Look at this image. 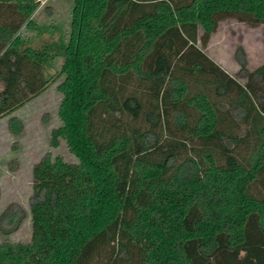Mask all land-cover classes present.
Listing matches in <instances>:
<instances>
[{
    "label": "trees",
    "instance_id": "16d2710c",
    "mask_svg": "<svg viewBox=\"0 0 264 264\" xmlns=\"http://www.w3.org/2000/svg\"><path fill=\"white\" fill-rule=\"evenodd\" d=\"M40 1L0 0V116L60 58L49 142L75 161L32 165L30 238L0 264H264V62L238 46L240 83L202 50L222 20L264 25V0H71L65 35ZM23 217L7 205L0 234Z\"/></svg>",
    "mask_w": 264,
    "mask_h": 264
},
{
    "label": "rangeland",
    "instance_id": "374dc122",
    "mask_svg": "<svg viewBox=\"0 0 264 264\" xmlns=\"http://www.w3.org/2000/svg\"><path fill=\"white\" fill-rule=\"evenodd\" d=\"M71 0H42L33 14L37 24L52 25L67 32ZM199 33V32H198ZM24 37L35 31L22 32ZM51 38L47 34L33 37L32 47H39ZM199 46V43L197 44ZM244 52L245 66L251 70L264 62V25L250 28L234 19H225L218 23L210 35L203 52L229 75L235 76L238 64L234 58L237 47ZM60 58H55L52 66L46 70L49 82L46 88L10 115L0 116V212L9 204L17 205L24 213L19 226L7 236L0 234V242H27L30 238L28 199L31 193V167L45 154L51 158L61 157L66 162L75 161L68 152L64 142L59 140L57 146H51L50 131L58 125L56 116L60 94L56 85L62 76L58 74ZM237 78V77H236ZM240 83L243 79L237 78ZM15 116L20 122V131L10 132L9 116ZM13 126V125H12ZM15 127V126H13Z\"/></svg>",
    "mask_w": 264,
    "mask_h": 264
}]
</instances>
